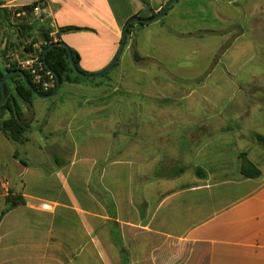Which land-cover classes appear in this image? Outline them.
Listing matches in <instances>:
<instances>
[{"label":"crops","instance_id":"0c3cea01","mask_svg":"<svg viewBox=\"0 0 264 264\" xmlns=\"http://www.w3.org/2000/svg\"><path fill=\"white\" fill-rule=\"evenodd\" d=\"M0 1L42 2L51 37L97 74L129 20L170 0ZM226 1L179 0L136 24L130 68L122 53L101 82L18 99L29 141L0 129V264H264V0ZM20 23L0 18V67L44 44ZM8 196L23 203L3 215Z\"/></svg>","mask_w":264,"mask_h":264},{"label":"trees","instance_id":"16d2710c","mask_svg":"<svg viewBox=\"0 0 264 264\" xmlns=\"http://www.w3.org/2000/svg\"><path fill=\"white\" fill-rule=\"evenodd\" d=\"M39 3H36L29 7L21 8L22 11H26L28 13L27 17L21 19V23L18 25H13L14 28H17L23 34H30L32 32L38 31L41 36V40L44 41L45 44L42 45L40 48V56L43 58V51L46 50L52 44H58L51 48L47 55L46 61L48 66L60 77L62 81V85L66 83H74V80L81 79L82 77L79 76L73 69L70 56L69 54L72 53L75 59V63L81 72L82 69L79 64V56L78 54L72 50L69 46L65 43L61 42L60 40L55 41L53 37H51L52 32L54 29L47 21H42L44 19V14L42 12L41 17L35 19L32 17L31 13L34 11L35 7H37ZM173 7V6H172ZM170 7L164 15H166L171 9ZM6 18L7 22L12 21V12L8 9L2 8V2L0 1V18ZM28 22L27 20H32ZM136 24H133L129 28L128 32V39L130 38L133 29L135 28ZM139 26H145L143 23H140ZM79 31L78 28H66L63 29L61 32H73ZM39 43L38 40H33L31 43L25 45L24 51L27 53H32L34 50V45ZM127 46V43H126ZM136 59H138V55H135ZM119 65V61L114 66L116 68ZM113 68V69H114ZM19 71L17 68L8 69L5 67V61L3 62L2 66L0 67V102L2 100V90H1V82L5 78L7 73ZM85 73V72H83ZM27 77L32 82V77L28 74ZM109 75L106 74L105 77ZM33 83V82H32ZM34 85V84H33ZM38 91L42 95H50L54 91L50 93H43L38 86L34 85ZM5 92L7 95L5 104L0 108V129L6 135V137L14 142V143H26L29 141L28 133L30 131V125L26 123L23 119V112L22 107L20 106L18 99H22L24 102L28 104H32V101L36 98L34 92L28 87L24 78L20 74H12L8 77L6 84H5ZM257 141H259L264 146V136L255 135ZM243 165H242V175L249 179H256L262 175L261 170L252 162H250L246 155L243 154ZM196 173L199 176H203V171L200 168H196ZM23 201L19 198L8 196L7 197V209L3 213V215L8 212L13 207L22 204Z\"/></svg>","mask_w":264,"mask_h":264},{"label":"water","instance_id":"95a60500","mask_svg":"<svg viewBox=\"0 0 264 264\" xmlns=\"http://www.w3.org/2000/svg\"><path fill=\"white\" fill-rule=\"evenodd\" d=\"M179 0H170L155 16H153L152 18L150 19H141L139 17H134V18H131L129 20V22L127 23V25L125 26L124 28V32H123V38H122V42H121V46H120V50L118 51L116 57L114 58V60L111 62V64L105 68L103 71L97 73V74H85L83 72H81L79 70V68L77 67L76 63H75V59L73 57V54L70 53L69 56H70V61H71V64H72V67L74 69V71L81 77H84V78H91V79H94V78H99V77H102L106 74H108L113 68L114 66L117 64V62L119 61L125 47H126V42H127V39H128V32H129V28L131 25L133 24H140V23H143V24H150V23H154L156 21H158L164 14L165 12L170 8L172 7L176 2H178ZM58 44H52L50 45L46 50L43 51V60L45 62V65L47 67V69L49 71H51L52 73H54V75L56 76V79H57V86L54 90V92L50 95H42L38 89L33 85V83L29 80V78L27 77V75L22 72V71H15V72H10V73H7L5 78L2 80L1 82V90H2V100L0 102V108L5 104L6 102V98H7V95H6V92H5V84H6V81L8 79V77L12 74H20L26 84L28 85V87L34 92V94L38 97V98H42V99H50V98H53L57 95V93L60 91L61 89V86H62V81L60 79V77L48 66L47 64V61H46V55L48 53V51L53 48L54 46H57Z\"/></svg>","mask_w":264,"mask_h":264},{"label":"built area","instance_id":"2783aa9c","mask_svg":"<svg viewBox=\"0 0 264 264\" xmlns=\"http://www.w3.org/2000/svg\"><path fill=\"white\" fill-rule=\"evenodd\" d=\"M9 9L12 12V17L16 20H21L28 15L26 11H22L21 9L13 6L9 7ZM41 14L42 2H39V5L35 7L31 15L33 18L38 19L41 17ZM14 67L25 74L28 73L32 77L33 84L38 86L43 93H50L55 90L57 86L56 76L47 69L40 53L26 59L11 60L6 64V68L8 69H12Z\"/></svg>","mask_w":264,"mask_h":264},{"label":"rangeland","instance_id":"374dc122","mask_svg":"<svg viewBox=\"0 0 264 264\" xmlns=\"http://www.w3.org/2000/svg\"><path fill=\"white\" fill-rule=\"evenodd\" d=\"M221 2H228V1H226V0H220ZM12 21H14V22H20L21 20H16V19H14L13 17H12ZM139 27H138V25H136L135 26V28L133 29V32L132 33H135V31L138 29ZM131 38V37H130ZM130 38L129 39H127V46L125 47V50H124V52H123V55H122V57H121V62H123L124 63V65L126 64V68H130L131 67V61H129L128 63H127V61H128V57H129V54H130V52L131 53H135V49H134V45H133V42H134V39H135V36L134 37H132V39H131V44H130ZM129 44H130V49H127V47L129 46ZM136 55V54H135ZM136 58V57H135ZM113 70H115V69H113ZM113 70L111 71V72H113ZM202 70H203V66L202 67H200V72H202ZM106 77L105 76H103V77H99V78H97V79H83V80H85V82H101V81H103L104 79H105ZM67 84H69V83H67Z\"/></svg>","mask_w":264,"mask_h":264}]
</instances>
